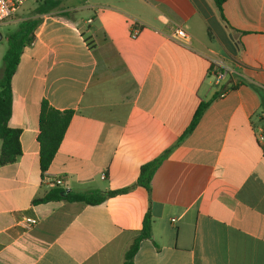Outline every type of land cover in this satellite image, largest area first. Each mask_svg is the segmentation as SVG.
<instances>
[{
	"label": "crops",
	"instance_id": "1",
	"mask_svg": "<svg viewBox=\"0 0 264 264\" xmlns=\"http://www.w3.org/2000/svg\"><path fill=\"white\" fill-rule=\"evenodd\" d=\"M59 1L11 78L21 155L0 165V264H123L147 211L133 264H264V0H225L223 16L213 0ZM43 99L74 112L41 172ZM167 149L150 191L136 185ZM48 177L71 192L131 188L33 204ZM22 216L38 222L25 229Z\"/></svg>",
	"mask_w": 264,
	"mask_h": 264
},
{
	"label": "trees",
	"instance_id": "2",
	"mask_svg": "<svg viewBox=\"0 0 264 264\" xmlns=\"http://www.w3.org/2000/svg\"><path fill=\"white\" fill-rule=\"evenodd\" d=\"M217 9L222 14V5L225 0H213ZM37 4L29 15L21 18L12 31L5 34L7 49L3 55V68L0 75V165L13 163L21 155L19 142L20 129L8 125L12 108L11 78L17 68L20 56L25 47L34 40V30L41 21V15L51 12L59 7V0H36ZM73 11H63L61 16L70 17ZM208 102H201L195 110L192 119L187 126L184 136L188 134L199 121ZM72 109L58 110L53 108L45 99L41 101L37 141L39 143L38 161L41 172L46 171L51 164L59 145L64 137L65 131L73 116ZM170 149L165 150L159 157L143 164L140 167L136 185L143 186L150 191V182L153 174L166 157ZM131 187L110 189L104 193L92 190L87 192H71L64 188L53 187L40 198L32 201L33 204L49 201L82 202L85 204H99L106 198L116 194L124 193ZM152 218L147 211L142 220L141 229L137 232L123 257V264H133V257L138 249L140 240L151 237Z\"/></svg>",
	"mask_w": 264,
	"mask_h": 264
},
{
	"label": "built area",
	"instance_id": "3",
	"mask_svg": "<svg viewBox=\"0 0 264 264\" xmlns=\"http://www.w3.org/2000/svg\"><path fill=\"white\" fill-rule=\"evenodd\" d=\"M26 1L28 0H0V25L14 21L15 16L17 15L19 9ZM136 33H137V29L133 28L132 36H135ZM170 37L177 43L184 45L187 43L189 39V34L180 26H176L173 29V32L171 33ZM225 74H226V70L223 67L221 69L216 68V70L214 71V83L219 84L220 80L223 79ZM220 96L221 97L224 96V91L220 92ZM260 139H262V137H260ZM47 180H48V184L54 187L61 184L60 179H53L48 177ZM37 222L38 219L36 217H30V216H22L18 220L20 226H22L25 229L31 228Z\"/></svg>",
	"mask_w": 264,
	"mask_h": 264
},
{
	"label": "rangeland",
	"instance_id": "4",
	"mask_svg": "<svg viewBox=\"0 0 264 264\" xmlns=\"http://www.w3.org/2000/svg\"><path fill=\"white\" fill-rule=\"evenodd\" d=\"M64 5L69 4L70 2H79L80 0H61ZM35 0H28L26 1L22 7L19 9L17 15L15 16V20L12 22H7L2 25H0V32L2 34V39L0 40V75L3 68V55L7 49V41L5 39V34L8 31H12L16 28L17 22L25 15H29L31 11L36 6Z\"/></svg>",
	"mask_w": 264,
	"mask_h": 264
},
{
	"label": "water",
	"instance_id": "5",
	"mask_svg": "<svg viewBox=\"0 0 264 264\" xmlns=\"http://www.w3.org/2000/svg\"><path fill=\"white\" fill-rule=\"evenodd\" d=\"M2 39V34H1V32H0V40Z\"/></svg>",
	"mask_w": 264,
	"mask_h": 264
}]
</instances>
